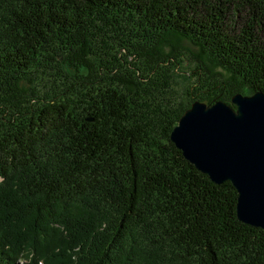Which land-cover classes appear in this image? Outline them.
Segmentation results:
<instances>
[{"label":"trees","instance_id":"16d2710c","mask_svg":"<svg viewBox=\"0 0 264 264\" xmlns=\"http://www.w3.org/2000/svg\"><path fill=\"white\" fill-rule=\"evenodd\" d=\"M256 91L264 0H0V264H264L169 137Z\"/></svg>","mask_w":264,"mask_h":264},{"label":"water","instance_id":"95a60500","mask_svg":"<svg viewBox=\"0 0 264 264\" xmlns=\"http://www.w3.org/2000/svg\"><path fill=\"white\" fill-rule=\"evenodd\" d=\"M231 102L194 101L169 137L211 181L232 183L240 221L264 229V92L236 93Z\"/></svg>","mask_w":264,"mask_h":264},{"label":"rangeland","instance_id":"374dc122","mask_svg":"<svg viewBox=\"0 0 264 264\" xmlns=\"http://www.w3.org/2000/svg\"><path fill=\"white\" fill-rule=\"evenodd\" d=\"M244 95H249V94L247 93V94H244Z\"/></svg>","mask_w":264,"mask_h":264}]
</instances>
